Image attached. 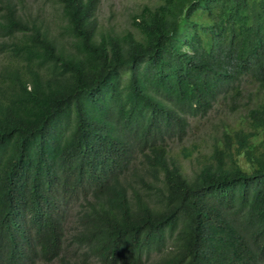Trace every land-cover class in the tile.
Segmentation results:
<instances>
[{"label": "trees", "instance_id": "trees-1", "mask_svg": "<svg viewBox=\"0 0 264 264\" xmlns=\"http://www.w3.org/2000/svg\"><path fill=\"white\" fill-rule=\"evenodd\" d=\"M54 1L0 0V264H264V94L189 171L166 144L264 89V0Z\"/></svg>", "mask_w": 264, "mask_h": 264}, {"label": "rangeland", "instance_id": "rangeland-1", "mask_svg": "<svg viewBox=\"0 0 264 264\" xmlns=\"http://www.w3.org/2000/svg\"><path fill=\"white\" fill-rule=\"evenodd\" d=\"M155 2L156 0H99L96 9L98 26L114 32L133 30L130 14L143 3ZM25 10L39 12L52 23L59 20L60 16L58 3L54 0H25ZM263 94L264 89L250 76H245L237 99L231 101L228 98H219L204 116H189V125L183 138H170L166 141L169 153L189 171L197 164L198 158L209 154L214 144L221 142L224 130L251 129L246 114Z\"/></svg>", "mask_w": 264, "mask_h": 264}]
</instances>
